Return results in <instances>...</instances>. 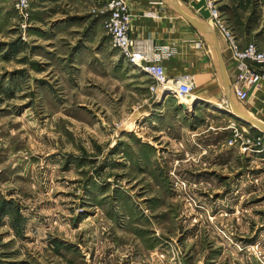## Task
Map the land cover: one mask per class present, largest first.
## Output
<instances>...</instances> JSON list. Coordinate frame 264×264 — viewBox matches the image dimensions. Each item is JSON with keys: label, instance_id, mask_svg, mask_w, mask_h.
<instances>
[{"label": "rangeland", "instance_id": "374dc122", "mask_svg": "<svg viewBox=\"0 0 264 264\" xmlns=\"http://www.w3.org/2000/svg\"><path fill=\"white\" fill-rule=\"evenodd\" d=\"M176 2L214 28L230 79L213 22L264 47V0ZM107 16L0 0V264H264V133L229 111L210 37L188 23L213 75H192L184 108L112 46ZM251 90L236 104L264 123Z\"/></svg>", "mask_w": 264, "mask_h": 264}, {"label": "built area", "instance_id": "2783aa9c", "mask_svg": "<svg viewBox=\"0 0 264 264\" xmlns=\"http://www.w3.org/2000/svg\"><path fill=\"white\" fill-rule=\"evenodd\" d=\"M10 3L23 16L27 14L31 0H3ZM107 7L108 16L105 27L111 36L112 46L124 58L143 71L157 86L158 91L169 90L173 94L187 97L194 87L192 75H182L169 78L164 71L163 61L173 55L170 46H155L151 41L132 38L130 23L133 18L126 0H100ZM215 15V14H214ZM144 16L157 18L155 14L147 12ZM213 22L214 27L229 43L235 60L236 74L230 79L232 94L237 102H244L249 97L252 87L264 84V49L255 42H248L241 46L237 43L230 30L225 28L222 21ZM153 89V88H152ZM153 91H155L153 89Z\"/></svg>", "mask_w": 264, "mask_h": 264}, {"label": "crops", "instance_id": "0c3cea01", "mask_svg": "<svg viewBox=\"0 0 264 264\" xmlns=\"http://www.w3.org/2000/svg\"><path fill=\"white\" fill-rule=\"evenodd\" d=\"M126 1L131 13L133 14V18L130 23V35L132 38L142 37L156 45L172 44L175 50L177 49V53H175V55L173 54L170 59H167L163 62L165 73L168 77H172L174 75H193L195 78L194 73H199L197 77L199 81H212V79L210 80V77L213 75V72L210 69L212 64L211 57L208 58V55L206 54V56H197L198 54L196 52V58H191L190 56V51L195 49V47H193L194 49L192 50L191 45H193L192 43L196 42V40L204 39L205 41L209 42L206 37H204L205 35H202L206 33L200 31L202 34H199V30L196 31L197 29H193L187 22L183 23L182 21H178L174 23L175 17L171 16L169 11L164 12L163 16H160V18L144 16L147 12L151 14L162 13L159 12L160 6L156 0ZM207 35L210 37V41L212 43L211 35ZM209 47H212V45H209ZM259 47L264 49V47ZM225 64L227 69V63ZM217 72L219 74L218 68ZM227 73H229L228 69ZM251 92L253 97L257 99L258 102L264 104V84H262L260 87H252Z\"/></svg>", "mask_w": 264, "mask_h": 264}, {"label": "water", "instance_id": "95a60500", "mask_svg": "<svg viewBox=\"0 0 264 264\" xmlns=\"http://www.w3.org/2000/svg\"><path fill=\"white\" fill-rule=\"evenodd\" d=\"M161 1H165L167 3V5H169L176 13H178L179 15H181L184 19H186V21L193 26L194 28H196L197 30L209 34L212 37V45L214 48V52H215V56H216V61H217V68L219 71V75L223 84V88H224V92H225V97L226 100L229 102L231 110H229L234 116H236L237 118L244 120L245 122L249 123L250 125H252L253 127L257 128L258 130L262 131L264 133V123L259 122L255 119H251L248 118L244 113H242L238 107L235 105V103H233V99H232V91H231V86L226 74V67L223 63V59L222 56L220 54L219 51V47L217 44V36L215 31L213 30V28H211L210 26H208L207 23L203 22L202 20H199L198 18L192 17L189 14H187L183 8H181L176 0H161ZM182 107L185 108V106L183 104H181Z\"/></svg>", "mask_w": 264, "mask_h": 264}, {"label": "bare ground", "instance_id": "6f19581e", "mask_svg": "<svg viewBox=\"0 0 264 264\" xmlns=\"http://www.w3.org/2000/svg\"><path fill=\"white\" fill-rule=\"evenodd\" d=\"M182 8V7H181ZM184 9V8H183ZM184 11L187 13V14H189L190 16H192V17H195V16H193L191 13H189L187 10H185L184 9ZM178 14V13H177ZM179 15V14H178ZM179 16H181V15H179ZM182 17V16H181ZM183 18V17H182ZM196 18V17H195ZM184 19V18H183ZM185 21H186V19H184ZM200 20V19H199ZM187 22V21H186ZM188 23V22H187ZM209 26V25H208ZM211 27V26H210ZM212 28V27H211ZM214 29V28H213ZM215 31V30H214ZM217 44H218V47H219V51H220V54H221V56H222V59H223V63H224V65H225V67H226V60H225V58H224V55H223V52H224V50L222 49V47H223V45L220 43V41H219V39H218V37H217ZM223 50V51H222ZM226 74H227V77H228V80H229V83H230V86H231V82H230V79H229V76H228V73H227V69H226ZM232 91V90H231ZM192 94V93H191ZM192 95H194V94H192ZM192 95H189V96H187V97H184V96H179L180 97V99H181V103L182 104H185V105H188L187 107H189V105H191V104H193L194 102H196V100H199V99H197L195 96H192ZM232 99H233V103H235V105L237 106V104H236V100L234 99V96H233V94H232ZM228 102V101H227ZM238 107V106H237ZM238 109L242 112V113H244L248 118H251V119H255V118H253V117H251L250 115H248L247 113H245L240 107H238ZM255 120H257V119H255ZM257 121H259V120H257ZM259 122H261V121H259ZM263 123V122H262ZM253 127V126H252Z\"/></svg>", "mask_w": 264, "mask_h": 264}]
</instances>
